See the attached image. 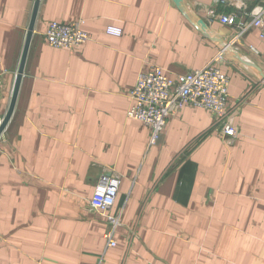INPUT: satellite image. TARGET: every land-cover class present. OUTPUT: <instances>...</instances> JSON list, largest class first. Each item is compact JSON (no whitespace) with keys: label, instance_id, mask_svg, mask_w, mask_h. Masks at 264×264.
<instances>
[{"label":"crops","instance_id":"0c3cea01","mask_svg":"<svg viewBox=\"0 0 264 264\" xmlns=\"http://www.w3.org/2000/svg\"><path fill=\"white\" fill-rule=\"evenodd\" d=\"M12 113L0 142V264H264V38L251 28L226 49L225 146L211 114L185 104L157 143L127 118V96L150 64L175 78L203 68L232 29L217 0H37ZM36 0H0V115L8 110ZM91 40L73 50L44 38L52 21ZM117 26L123 34L105 32ZM255 48L256 52L249 50ZM100 166L122 179L105 219L88 206Z\"/></svg>","mask_w":264,"mask_h":264},{"label":"built area","instance_id":"2783aa9c","mask_svg":"<svg viewBox=\"0 0 264 264\" xmlns=\"http://www.w3.org/2000/svg\"><path fill=\"white\" fill-rule=\"evenodd\" d=\"M226 10L218 14L196 9V14L210 22L211 17L224 26L232 29V33L224 41L223 47L215 54L206 66L178 74L169 78L162 68L155 64L142 68L135 84L127 96L130 104L126 112L127 118L139 120L149 130V144H155L166 127L167 121L185 105L207 110L219 129L223 144L231 146L238 136V129L233 122V113L228 108L229 77L221 71L226 61V49L243 41V36L256 28L260 37L264 38V0H217ZM82 20L70 24L52 21L44 32L47 44L55 48L73 50L91 40V36L81 28ZM105 32L121 36L123 31L117 26H107ZM256 52L255 48L248 46ZM4 71H0V92L5 88ZM4 116L0 115V126ZM5 128V127H4ZM4 130V129H3ZM3 130L0 142L5 140ZM101 172L94 185L92 196L88 200L89 208L102 216L108 226L106 239L108 246L116 243L112 234L120 224V218L111 212L118 188L123 176L111 167L100 166ZM264 200V199H263Z\"/></svg>","mask_w":264,"mask_h":264},{"label":"water","instance_id":"95a60500","mask_svg":"<svg viewBox=\"0 0 264 264\" xmlns=\"http://www.w3.org/2000/svg\"><path fill=\"white\" fill-rule=\"evenodd\" d=\"M37 3H38V1L36 0L34 8H33L32 16H31L30 24H29V27H28L27 35H26V40H25V44H24V48H23V52H22V56H21V61H20V64H19V68L17 70L16 80H15V84H14V87H13L10 104H9V107H8V110H7L6 114L4 115L3 122H2V124L0 126V133L2 132L4 127L6 126V123L8 122V119H9V117H10V115L12 113L13 107H14V103H15V99H16V95H17V90H18V86H19V83H20L21 74H22V71H23L24 61H25V57H26V53H27V49H28V45H29L32 29H33V23H34V19H35V16H36Z\"/></svg>","mask_w":264,"mask_h":264}]
</instances>
